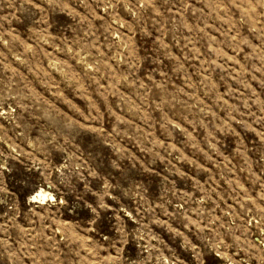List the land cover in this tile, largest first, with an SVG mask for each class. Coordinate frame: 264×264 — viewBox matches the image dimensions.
<instances>
[{
	"label": "rangeland",
	"instance_id": "rangeland-1",
	"mask_svg": "<svg viewBox=\"0 0 264 264\" xmlns=\"http://www.w3.org/2000/svg\"><path fill=\"white\" fill-rule=\"evenodd\" d=\"M0 264H264V0H0Z\"/></svg>",
	"mask_w": 264,
	"mask_h": 264
},
{
	"label": "bare ground",
	"instance_id": "bare-ground-1",
	"mask_svg": "<svg viewBox=\"0 0 264 264\" xmlns=\"http://www.w3.org/2000/svg\"><path fill=\"white\" fill-rule=\"evenodd\" d=\"M41 199V200H44L45 198H48V195H47V193L46 192H40V193H38L36 196H35V199L37 200V199Z\"/></svg>",
	"mask_w": 264,
	"mask_h": 264
}]
</instances>
